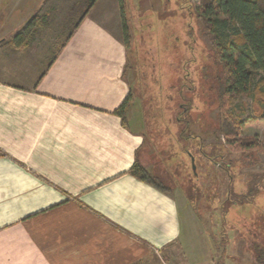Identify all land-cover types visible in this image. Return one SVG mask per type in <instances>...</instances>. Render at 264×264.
<instances>
[{
    "label": "crops",
    "instance_id": "0c3cea01",
    "mask_svg": "<svg viewBox=\"0 0 264 264\" xmlns=\"http://www.w3.org/2000/svg\"><path fill=\"white\" fill-rule=\"evenodd\" d=\"M98 2L31 12L26 44L13 42L24 22L0 36V264H149L181 241L177 197L129 173L149 171L147 135L113 114L128 51Z\"/></svg>",
    "mask_w": 264,
    "mask_h": 264
},
{
    "label": "rangeland",
    "instance_id": "374dc122",
    "mask_svg": "<svg viewBox=\"0 0 264 264\" xmlns=\"http://www.w3.org/2000/svg\"><path fill=\"white\" fill-rule=\"evenodd\" d=\"M15 1L0 0L1 37L14 36L43 6L56 4L61 12L73 2L82 12L92 6V0H23L28 6L13 12ZM210 1L123 0L122 13L119 0L98 2V15L121 20L118 33L122 40L125 30L129 35L134 105L126 124L147 135L138 157L181 207V241L149 264H169L166 255L172 264H262L264 152L230 146L221 124L233 115L244 123L242 139L264 146V95L222 97L224 68L198 11Z\"/></svg>",
    "mask_w": 264,
    "mask_h": 264
},
{
    "label": "trees",
    "instance_id": "16d2710c",
    "mask_svg": "<svg viewBox=\"0 0 264 264\" xmlns=\"http://www.w3.org/2000/svg\"><path fill=\"white\" fill-rule=\"evenodd\" d=\"M94 0H92V5ZM121 13L123 0H119ZM207 26L208 33L224 68L222 97L256 94L264 95V0H211L198 10ZM123 18V16H122ZM124 22V21H123ZM36 18H32L13 37L15 45L28 43L34 35ZM125 30V26H123ZM123 40L129 46V35L124 31ZM132 100V92L113 114L126 126V112ZM184 109V108H183ZM243 121L226 115L221 124V133L230 146L243 151L264 152V146L256 141L246 142L240 136ZM133 176L148 182L163 192H168L151 173L136 162L129 170ZM257 261L264 264V249H260ZM135 264H144L142 261Z\"/></svg>",
    "mask_w": 264,
    "mask_h": 264
}]
</instances>
